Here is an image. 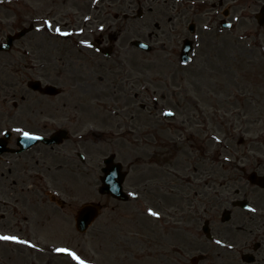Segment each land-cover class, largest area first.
I'll return each instance as SVG.
<instances>
[{"label": "rangeland", "instance_id": "1", "mask_svg": "<svg viewBox=\"0 0 264 264\" xmlns=\"http://www.w3.org/2000/svg\"><path fill=\"white\" fill-rule=\"evenodd\" d=\"M262 1L222 4L229 8L227 21L233 25L229 30L216 26L222 7L213 14L212 25V18L195 22L197 44L190 61L182 64L178 54L160 53L159 41L152 44L155 48L150 54L130 48L122 51L129 53L126 56H90L88 49L73 42L75 36L61 38L55 32L58 26L69 33V25L43 26L44 20L51 21L39 16L49 0H0V41L8 33L35 25L9 51L0 52V82L22 86L28 103L36 98L43 104L51 100L56 104L62 98L28 92V78L60 82L70 97L92 101L89 107L82 102L75 106L76 128L77 124L83 126L74 139L86 163L79 165L74 158L75 170L79 167L74 175V209L90 201L103 206L85 232L74 226L73 230L63 229L68 236L63 237L60 221L53 225L55 229L49 226L50 231L39 228L37 242L27 239L36 247L21 246L26 264H76L54 251L59 247L77 252L90 264H191L190 257L200 253L205 258L196 264H242L239 257L246 251L242 248L245 239L249 246L262 241L257 260L251 264H264V239L260 240L264 234V190L247 180L252 171L264 172V25L254 18ZM161 4L155 10L162 12ZM175 5L177 10L179 4ZM153 15L147 27L153 35L161 32L164 36L169 21L164 13ZM137 23L141 28L142 21ZM127 25L128 33L133 32L132 25ZM178 28L187 35L183 24H175L170 34L178 33ZM38 68L43 73L36 74ZM64 82L74 84L70 87ZM100 101L104 105H93ZM164 111L174 115L165 118ZM54 114L63 121L67 115L71 117V112ZM88 127L90 132L85 134ZM94 128L98 129L95 133ZM212 138L222 145L209 141ZM110 153L127 172L124 189L130 193L128 201L97 193L99 169ZM46 166L55 165L52 161ZM156 174L167 179L168 192H151ZM235 198L246 199L255 211L232 207ZM226 208L231 210V218L222 223L220 216ZM149 209L159 216L150 215ZM191 212H195L193 220L188 218ZM206 218L221 243H207L203 237L200 226ZM249 218L255 221L249 225L251 232H242L237 225ZM69 222L74 225L71 217Z\"/></svg>", "mask_w": 264, "mask_h": 264}, {"label": "flooded vegetation", "instance_id": "2", "mask_svg": "<svg viewBox=\"0 0 264 264\" xmlns=\"http://www.w3.org/2000/svg\"><path fill=\"white\" fill-rule=\"evenodd\" d=\"M160 1L163 11L173 5L169 0H49L39 16L49 17L51 21L58 19L55 23L69 25L77 40L83 39L92 45L87 47L90 56L103 55L107 50L113 56H126L129 53L122 51L131 48L130 41L134 38L150 41L161 34L153 35V31L147 27V23L155 17L154 12L164 13L159 8L155 10ZM187 10L188 4L185 3L182 7L184 18L180 11L179 17L173 18L185 21ZM170 19V15H166V22ZM122 21H126L125 25H122ZM137 21H142L139 29ZM127 24L132 25L134 34L132 31L128 33L131 29ZM166 29L164 36L169 37L170 28ZM126 42L127 45H124ZM161 48L165 56L169 55L170 50H175L174 45L163 44ZM1 83L0 118H4L0 121V138L10 150L0 153V235H15L21 240L37 242L36 231L49 226L54 220L60 219L63 226L71 228L68 221L74 209V175L78 174L74 163V115L71 113L70 118L67 115L63 121V118L55 119L54 112L64 116L74 109V104L69 98H61L56 104H43L36 98L28 103L29 98L23 95L21 86ZM66 84L70 87L73 85L72 82ZM43 113L45 118H42ZM17 128L43 136H51L60 129L66 133L65 139L57 145L43 146L36 143L20 149L18 136L21 133L16 131ZM52 161L54 167L46 166ZM43 163L46 164L45 168ZM161 180L164 181L156 174L151 179L152 187L161 189ZM188 218L193 220L191 215ZM252 222L255 221L251 218L243 219L237 228L242 232H251L249 225ZM188 233L193 234L189 230ZM224 237L222 235L221 238ZM12 243L19 246L15 247L10 241H0V264H26L24 248L21 247L26 244ZM248 245L245 239L242 247Z\"/></svg>", "mask_w": 264, "mask_h": 264}, {"label": "water", "instance_id": "3", "mask_svg": "<svg viewBox=\"0 0 264 264\" xmlns=\"http://www.w3.org/2000/svg\"><path fill=\"white\" fill-rule=\"evenodd\" d=\"M259 23L264 22V7L262 9V14L260 17H258ZM32 26L23 28L15 35H7L6 36V42L0 43V50H7L10 48L12 42L14 39L21 37L26 32H28ZM33 139H29L23 136V141H27V145L30 144V142ZM113 156L108 157L105 159V163L107 164L105 171V175L101 178L102 185L99 188L100 193H110L114 197L122 200L128 199V196L121 190L122 189V181L124 179V174L120 171L121 165L119 163H113L112 162ZM254 175V174H253ZM251 175V176H253ZM262 184V183H261ZM241 206L243 204H239ZM97 205L94 203L84 205L81 210L78 212V216L76 219L77 226L79 230H84L89 222H91L95 216L97 215ZM228 218V216H225L224 219Z\"/></svg>", "mask_w": 264, "mask_h": 264}, {"label": "snow or ice", "instance_id": "4", "mask_svg": "<svg viewBox=\"0 0 264 264\" xmlns=\"http://www.w3.org/2000/svg\"><path fill=\"white\" fill-rule=\"evenodd\" d=\"M87 19V17H86ZM236 19H239V17H237ZM43 26H46L47 28H52L53 27V22L49 21V20H44L43 21ZM205 27H207V25H205ZM40 26H37L36 31L40 32ZM81 31H83L81 29ZM55 32L58 35H63V36H68L71 35V33L68 32H63L61 30L60 27H55ZM82 44H86L88 47H92L91 44H89L87 41H81ZM166 115H172V113L170 111L165 113ZM16 131L18 133H22L24 137L29 138V139H40L39 136L35 135L34 133H30L28 131H23L20 128H17ZM218 139V138H216ZM225 159H228V157H225ZM131 195H135V193H131ZM249 210L250 211H255V209L251 208V206H249ZM149 214L154 216V217H158L159 213L152 211L151 209H149ZM0 241H10V242H14V243H19V244H28L29 247H36V245L30 244L28 241L26 240H21L18 236L15 235H0ZM217 243H220V241H217ZM229 247H232V245H229ZM54 251L58 252V253H65L67 254V256H69L71 258V260L75 261L76 264H90V262L84 258H82L80 255L77 254V252L69 249V248H56L54 249Z\"/></svg>", "mask_w": 264, "mask_h": 264}, {"label": "bare ground", "instance_id": "5", "mask_svg": "<svg viewBox=\"0 0 264 264\" xmlns=\"http://www.w3.org/2000/svg\"><path fill=\"white\" fill-rule=\"evenodd\" d=\"M209 141H211V142H212V141H213V142L216 141V142H219V145H220V146L222 145L221 141H219V140L216 139V138H212V139H210Z\"/></svg>", "mask_w": 264, "mask_h": 264}]
</instances>
